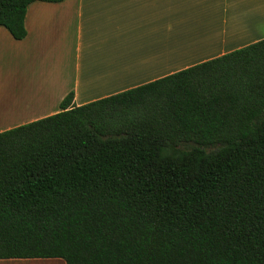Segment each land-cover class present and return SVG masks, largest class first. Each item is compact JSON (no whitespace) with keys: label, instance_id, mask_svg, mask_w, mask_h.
Segmentation results:
<instances>
[{"label":"trees","instance_id":"obj_1","mask_svg":"<svg viewBox=\"0 0 264 264\" xmlns=\"http://www.w3.org/2000/svg\"><path fill=\"white\" fill-rule=\"evenodd\" d=\"M0 0L27 36L35 2ZM0 133V259L264 264V40Z\"/></svg>","mask_w":264,"mask_h":264},{"label":"crops","instance_id":"obj_2","mask_svg":"<svg viewBox=\"0 0 264 264\" xmlns=\"http://www.w3.org/2000/svg\"><path fill=\"white\" fill-rule=\"evenodd\" d=\"M27 36L0 27V133L264 40V0L35 2ZM0 264H65L0 259Z\"/></svg>","mask_w":264,"mask_h":264}]
</instances>
